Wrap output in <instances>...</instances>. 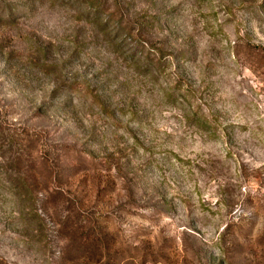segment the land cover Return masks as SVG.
<instances>
[{"label": "rangeland", "instance_id": "obj_1", "mask_svg": "<svg viewBox=\"0 0 264 264\" xmlns=\"http://www.w3.org/2000/svg\"><path fill=\"white\" fill-rule=\"evenodd\" d=\"M0 264H264V0H0Z\"/></svg>", "mask_w": 264, "mask_h": 264}]
</instances>
